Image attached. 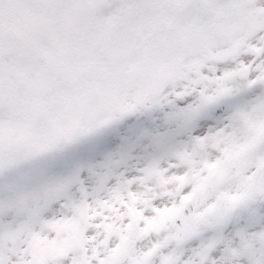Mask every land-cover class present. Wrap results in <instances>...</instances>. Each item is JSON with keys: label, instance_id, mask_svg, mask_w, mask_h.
Here are the masks:
<instances>
[{"label": "snow or ice", "instance_id": "obj_1", "mask_svg": "<svg viewBox=\"0 0 264 264\" xmlns=\"http://www.w3.org/2000/svg\"><path fill=\"white\" fill-rule=\"evenodd\" d=\"M238 2L100 0L89 30L49 33L21 52L32 87L0 108V138L29 126L44 134L65 105L123 85L149 59L174 63L176 73L105 122L39 151L5 149L0 139V264L32 261L27 241L13 247L5 233L51 240L56 233L45 225L58 221L77 224L84 244L45 264H104L121 237L140 234L169 208L176 214L168 226L147 239L157 243L187 226L174 264H264V135L257 132L264 127V27L224 55L216 53L229 45L213 30ZM24 3L42 13L70 7ZM246 5L264 16V0ZM109 18L119 26L104 29ZM180 33L202 34L208 50L185 46Z\"/></svg>", "mask_w": 264, "mask_h": 264}, {"label": "flooded vegetation", "instance_id": "obj_2", "mask_svg": "<svg viewBox=\"0 0 264 264\" xmlns=\"http://www.w3.org/2000/svg\"><path fill=\"white\" fill-rule=\"evenodd\" d=\"M79 14L81 16L79 18V21H76L73 24L71 34L67 32V34L70 36H75L89 30L88 23H83L81 21L83 13L79 12ZM38 19L39 18H25L20 23H17L15 25V28L11 32L10 36L4 34L6 28L5 26L2 27L0 35H2L8 41L0 44V86H2L4 90L3 98L2 100H0V108L6 109L11 107V101L19 98L17 96L18 92H23L32 87V84L28 78V74L19 67L21 52L29 49L36 38L49 33L58 32L55 27L42 24L40 21H38ZM136 70H138L137 74L140 75V77L148 76L152 78L153 66L149 64V61H147L143 66L136 68ZM165 75L166 72H156V79L158 80L156 82L157 85L163 81L162 78ZM146 84L150 85L149 83ZM81 102L82 101H74L65 105L62 114L59 116L60 120L63 122V126H70L71 121L69 119H71L72 115H79L81 113L83 108L73 109L75 105ZM14 131L20 132L22 134L24 133L23 129H15ZM28 132L33 133L31 127L28 128ZM159 217L160 214H158L155 219L150 220V222L148 221L145 229H143L140 234L135 235L131 239H129V237L127 236L121 237V244L117 246V249L113 250L112 256L107 258L104 264H116V262L120 259L119 255L122 256L123 254H125L124 251L130 246L132 250L137 251L135 256L132 257L130 264H150V262L148 261L153 260V258L156 257L157 254L161 256V264H164L171 258L176 256L177 247L173 249V254L168 253L167 255H164L161 252V249H164L165 247L169 248V240L168 238H166V236L160 238L159 242H157L153 246L146 248L143 255L139 254L142 252L141 248L145 245V242L146 246H148L149 241H151L147 239L148 233L151 232L159 237L160 232L169 223V220L167 218H164L157 225H155V222ZM66 225L70 226V223H68L67 221L61 222L58 229L45 226L47 230L56 233V238H53L51 240H49L46 236L34 234H28L30 236L24 238V234L26 233L20 232L17 244H19L23 237L21 243L27 241L30 254L32 256L31 263L45 264V261L47 259L62 253L64 249L68 247H72L73 245H76V247L83 246L84 241L82 240L78 225L76 224L74 227L70 228V231H67V234L61 233L60 230L65 231ZM109 232H111L110 227ZM130 242L131 244H129Z\"/></svg>", "mask_w": 264, "mask_h": 264}, {"label": "rangeland", "instance_id": "obj_3", "mask_svg": "<svg viewBox=\"0 0 264 264\" xmlns=\"http://www.w3.org/2000/svg\"><path fill=\"white\" fill-rule=\"evenodd\" d=\"M83 1H85V0H82V2ZM86 1H88V7H87L88 13H87V11H86V13L88 14V18H89V25H90L89 29H90L93 25V19L92 18L98 12V9L96 8V4L99 3L100 0H86ZM9 2L11 4L16 5L22 11L26 10V11H29L32 13H35L34 11H36L38 16L41 19L45 18L47 21H50L52 23H61V22L65 23L64 21H66V20L70 21V19L73 16L74 11H76L78 8L77 4H79L78 0H67V2L61 3V4H68V5H70V7H68L67 9L56 8L50 14L49 11L47 13H42L40 11L34 10V9L26 6V4L24 3V0H0V3H2V6L3 5L5 6ZM58 2H59V0H58ZM90 9L95 10L93 14L90 13V11H91ZM219 15L221 17V20L219 23H217L215 25L216 33H218L221 36V38L227 42V44L230 43L232 38L225 40L226 38H223V35H228V34H224L223 31H226V29L229 25L232 24L233 32L234 31L237 32V31H241L244 28H247V26H249L254 20H258L261 17L255 13H253V12L248 11L247 5L243 2V0H239V2L236 5H234V7L232 9H229L227 12L221 13ZM241 17H243V19H244L243 24L242 23L238 24L239 19ZM114 21H115V19L109 18L107 20L106 24L103 26V28L107 29V23H108V27L110 26L112 29H114V27H113ZM117 23L120 24V22L118 20H117ZM97 27H100V26L97 25ZM112 29H107V30H112ZM185 34H187V33H183L181 36H183ZM231 35L232 34H230L229 36L230 37L236 36V35H233V36H231ZM233 39L236 40L235 38H233ZM204 40H205L206 44H208V41L206 40V38ZM208 48H209V46L205 47L203 50L207 51ZM208 55H209V52H208ZM117 86L118 85H116L115 87H112L110 89H107L105 91H102V92L92 91L89 93L86 101H82L81 103H78L77 105H75L73 109L83 108V110L81 112H83L85 114V117L84 118H75L74 120L72 118L69 119L71 121V125L69 127L66 126L68 128L64 129V131H65L64 137L57 136L56 139L68 138L74 132L84 131L91 126L105 122L106 118L110 115V113H108V115H106V116H101V115L108 112L109 105H111L110 101H114L115 98H117L119 95L123 94L125 91L132 90V88L128 87L125 83L122 86H120V85L118 87ZM117 105H118V102L116 103V106ZM111 112H113V111L111 110ZM68 130H69V132H68ZM50 141L51 140H49L48 136L44 135L41 137V140L37 143V145H36L37 148H30L31 144L29 145V144L25 143L22 146H18L17 148H14V149L16 151H39L46 143H48ZM5 209H6L5 207H0V211H2V212L6 211ZM168 224L165 226V228L168 226ZM176 233H178L177 229L175 231L170 232L167 235H165L166 238H168V240H169V245H171L170 251L168 253L173 254V252H174L173 249H175L176 244L178 245V242L181 240V239H179V237ZM28 234L29 233L24 234L25 235L24 238L29 237L31 235V234L30 235H28ZM34 235H40V234L36 233ZM5 236H4V240H6ZM22 240H23V238H22ZM22 240L19 242V244L22 242ZM19 244L15 245L13 247H17ZM129 244H131V242ZM154 244H156V243H152V241H149L148 246H146V242H145V245L141 248L142 252L139 254L143 255V253L145 251L144 249L149 248V247L153 246ZM165 248H167V247H165ZM136 252L137 251L132 250L131 246H130L129 248H127L124 251L125 254H123L122 256L119 255V258L122 259V258L126 257L127 260L129 261L128 264H130L131 259H132V257L135 256ZM174 257H176L178 259V257H179L178 253ZM148 262H150V264H153V260L148 261ZM174 262H173V264H174ZM31 264H34V263H31Z\"/></svg>", "mask_w": 264, "mask_h": 264}, {"label": "bare ground", "instance_id": "obj_4", "mask_svg": "<svg viewBox=\"0 0 264 264\" xmlns=\"http://www.w3.org/2000/svg\"><path fill=\"white\" fill-rule=\"evenodd\" d=\"M110 112V111H109ZM48 125H50V123L48 124ZM4 213H0V215H3ZM170 220H171V218H170ZM169 220V221H170ZM68 223H70V226H67L66 225V228H65V231H63V230H60V232L61 233H64V234H67V231H70V228H72V227H74L76 224L75 223H72V222H68ZM62 226V225H61Z\"/></svg>", "mask_w": 264, "mask_h": 264}]
</instances>
